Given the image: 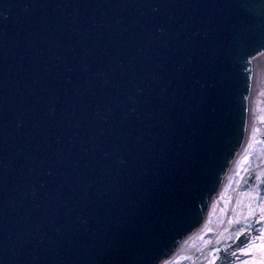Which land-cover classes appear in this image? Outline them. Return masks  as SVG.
Listing matches in <instances>:
<instances>
[{"label":"water","instance_id":"95a60500","mask_svg":"<svg viewBox=\"0 0 264 264\" xmlns=\"http://www.w3.org/2000/svg\"><path fill=\"white\" fill-rule=\"evenodd\" d=\"M264 0H0V264H161L243 146Z\"/></svg>","mask_w":264,"mask_h":264},{"label":"rangeland","instance_id":"374dc122","mask_svg":"<svg viewBox=\"0 0 264 264\" xmlns=\"http://www.w3.org/2000/svg\"><path fill=\"white\" fill-rule=\"evenodd\" d=\"M246 137L204 222L161 264H264V55L254 60Z\"/></svg>","mask_w":264,"mask_h":264}]
</instances>
